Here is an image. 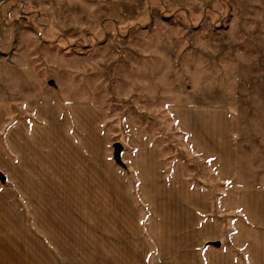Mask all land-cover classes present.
Instances as JSON below:
<instances>
[{"label": "rangeland", "instance_id": "rangeland-1", "mask_svg": "<svg viewBox=\"0 0 264 264\" xmlns=\"http://www.w3.org/2000/svg\"><path fill=\"white\" fill-rule=\"evenodd\" d=\"M0 171L43 263L142 264L182 174L257 216L264 0H0Z\"/></svg>", "mask_w": 264, "mask_h": 264}, {"label": "crops", "instance_id": "crops-1", "mask_svg": "<svg viewBox=\"0 0 264 264\" xmlns=\"http://www.w3.org/2000/svg\"><path fill=\"white\" fill-rule=\"evenodd\" d=\"M182 175L175 180L177 192L165 193L162 208L151 211L146 235L141 237L150 248L142 264H264V238L260 232H250V225L264 227V208L254 217L242 211L240 219L222 220L212 212V193ZM17 201L0 187V264H58L56 253L48 263L35 256V243L25 240L26 213ZM51 248L57 250L52 244ZM105 256L98 264H107ZM83 259L81 264H88ZM114 262L121 264L120 259Z\"/></svg>", "mask_w": 264, "mask_h": 264}, {"label": "water", "instance_id": "water-1", "mask_svg": "<svg viewBox=\"0 0 264 264\" xmlns=\"http://www.w3.org/2000/svg\"><path fill=\"white\" fill-rule=\"evenodd\" d=\"M114 149H115V151H114V158H115L116 162L121 165L122 164V161H121L122 145L121 144H116L114 146ZM6 181H7L6 177L0 171V183L2 185H5L6 184ZM216 246H219V244L217 243Z\"/></svg>", "mask_w": 264, "mask_h": 264}]
</instances>
